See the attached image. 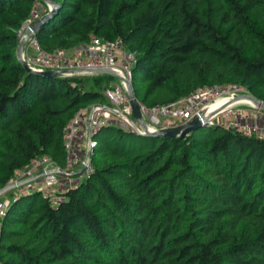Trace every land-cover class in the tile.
<instances>
[{"label": "trees", "instance_id": "16d2710c", "mask_svg": "<svg viewBox=\"0 0 264 264\" xmlns=\"http://www.w3.org/2000/svg\"><path fill=\"white\" fill-rule=\"evenodd\" d=\"M34 1L0 0V189L36 155L64 166L66 124L104 100L85 75L22 63L18 30ZM56 1L41 46L121 38L147 106L229 83L264 100V0ZM94 137L93 169L57 205L37 189L11 201L0 264H264V138L217 122L183 136L111 124Z\"/></svg>", "mask_w": 264, "mask_h": 264}, {"label": "built area", "instance_id": "2783aa9c", "mask_svg": "<svg viewBox=\"0 0 264 264\" xmlns=\"http://www.w3.org/2000/svg\"><path fill=\"white\" fill-rule=\"evenodd\" d=\"M52 7V3L47 0L34 1L30 16L18 30L19 43L22 41L19 58L34 70H57L63 76L77 72L98 73L93 69L109 68L118 81L112 80L105 87L104 100L79 107L66 124L64 140L68 155L64 166L56 165L50 153H43L14 170L7 183L9 187L0 193V217L6 213L12 200L30 190H39L51 204L57 205L63 199L61 188H57L61 184V177L67 178L66 185H74L93 169L91 154L98 144L94 135L105 125H119L145 134L146 131L190 121L205 106L224 98V104L207 114L210 116L209 124L215 123L219 116L229 117L222 122L223 125L264 138V109L247 96L250 94H239L245 87L237 83L204 85L179 100L154 106H147L140 101L145 120L143 125L134 115L128 90V82L132 83L136 53L125 49L121 38L104 39L95 33H91L89 40L78 46L45 50L36 36L26 33V30ZM175 118L179 121L175 122ZM85 139L88 142L83 151L81 144H86ZM83 166H86L85 169L80 171ZM76 167L79 171H74ZM76 172L81 174L74 176ZM13 188L10 196L4 195L5 191Z\"/></svg>", "mask_w": 264, "mask_h": 264}, {"label": "water", "instance_id": "95a60500", "mask_svg": "<svg viewBox=\"0 0 264 264\" xmlns=\"http://www.w3.org/2000/svg\"><path fill=\"white\" fill-rule=\"evenodd\" d=\"M50 1L53 5L52 9L49 10L42 18L38 19L37 21H35L34 23H32L29 27V29L26 30V33H31L33 35H35V33L39 30V28L52 16V14L54 13L55 9L57 8V1L56 0H47ZM21 50H22V41H20L19 43V49H18V53L19 55L21 54ZM20 60L22 61V63L25 65V67L29 70V71H33V72H43V73H47L50 75H56L58 76L59 73L57 70H45V71H37L34 70L31 66L28 65V63L23 60L22 58H20ZM93 71L96 72H104V73H110V74H115L111 69L109 68H95L93 69ZM128 90H129V95L131 97V101L133 104V110H134V115L135 117L143 124L145 125V120L144 117L142 115L141 109H140V100L137 97L135 91H134V87L132 85L131 82H128ZM249 96L251 99L254 100V102L259 105L262 109H264V100H261L253 95H247ZM209 118L210 116L205 114L203 111H199L197 114L194 115V117L187 122H183L177 125H173L170 127H165V128H160L156 131H146L145 134L147 135H168V136H183L188 132H191L193 130L199 129L202 126L208 125L209 122ZM86 166H83L80 171H83L85 169ZM9 187V185L4 186L3 188L0 189V193L3 192L5 189H7Z\"/></svg>", "mask_w": 264, "mask_h": 264}, {"label": "rangeland", "instance_id": "374dc122", "mask_svg": "<svg viewBox=\"0 0 264 264\" xmlns=\"http://www.w3.org/2000/svg\"><path fill=\"white\" fill-rule=\"evenodd\" d=\"M72 75H85L86 77H88V79L90 80V84L91 85H93L94 84V87L93 88H95V89H100L101 91H104V89H105V87L107 86V85H109V82L110 81H112V80H114V81H118V77L116 76V75H114V74H110V73H107L106 74V77H107V79H106V81L103 83V82H100V83H95V80H96V78L97 77H99V76H97V75H100V73H80V72H77V73H74V74H72ZM103 75V74H102ZM101 75V76H102ZM107 83V84H106ZM104 84H106V85H104ZM244 86V85H243ZM245 87V86H244ZM239 94H250V95H253L250 91H249V89H247L246 87H245V89L244 90H240V92H239ZM254 96V95H253ZM97 100H99V99H97ZM90 103H92V102H90ZM90 103H88V104H90ZM88 104H86V105H88ZM85 105V106H86ZM227 118H229V117H227ZM227 118L226 117H224V116H219V117H217L216 118V122L217 123H222L224 120L226 121L227 120ZM232 117H230V119H231ZM175 120V122H178L179 121V119H177V118H175L174 119ZM87 142H88V139H85V145L82 143L81 144V148L83 149V151L85 150V148L87 147ZM83 151H82V153H83ZM66 163V162H65ZM65 165V164H64ZM74 171H79V169L76 167L75 168V170ZM74 176H77V174H75ZM65 186H68V185H65ZM57 188H61V190H62V186H60V185H57ZM66 188H68V187H64L63 188V190L64 189H66ZM12 191H14V188L13 189H9V190H7V191H5L4 192V195H9Z\"/></svg>", "mask_w": 264, "mask_h": 264}, {"label": "bare ground", "instance_id": "6f19581e", "mask_svg": "<svg viewBox=\"0 0 264 264\" xmlns=\"http://www.w3.org/2000/svg\"><path fill=\"white\" fill-rule=\"evenodd\" d=\"M224 101V98H220L217 102L208 104L204 107L203 112L209 114L210 112L218 109L222 104H224Z\"/></svg>", "mask_w": 264, "mask_h": 264}, {"label": "crops", "instance_id": "0c3cea01", "mask_svg": "<svg viewBox=\"0 0 264 264\" xmlns=\"http://www.w3.org/2000/svg\"><path fill=\"white\" fill-rule=\"evenodd\" d=\"M65 181H67V178L66 177H61V184H60V186H62V190H63V188L64 187H69V186H71V185H68V186H65L66 184H65ZM76 184V183H75ZM11 193H13V192H11ZM7 196V195H6ZM8 196H10V194L8 195ZM7 196V197H8Z\"/></svg>", "mask_w": 264, "mask_h": 264}]
</instances>
